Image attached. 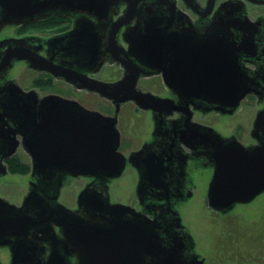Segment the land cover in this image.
Wrapping results in <instances>:
<instances>
[{
	"label": "water",
	"instance_id": "obj_1",
	"mask_svg": "<svg viewBox=\"0 0 264 264\" xmlns=\"http://www.w3.org/2000/svg\"><path fill=\"white\" fill-rule=\"evenodd\" d=\"M121 4L125 6L122 21L113 22L112 16ZM173 11L167 0H0V172L3 159L21 145L31 155L32 172L42 185L47 180L58 186L63 176L93 179L79 190L76 209L62 204L44 208L43 190L38 193L31 189L21 207L0 197L1 228L13 222L15 228L11 230L18 234L23 229L43 227V218H52L61 226L79 264H185L183 258L191 242L169 199H163L165 203L156 206L155 215L149 219L127 205L111 202L107 188L110 179L121 177L125 166L115 126L120 103L132 100L141 108L154 109L159 103L170 102L137 92L133 88L136 70L113 82L91 79L86 84L97 95L112 100L114 115L87 109L58 96L38 97L34 90L25 91L8 78L14 63L24 61L36 71L66 79L71 74L76 79L79 76L68 70L69 64L82 66L94 61L100 66L104 48L114 46L113 35L102 46L103 31L110 27L114 32L120 24L131 20L135 21L128 31L134 34L128 40L131 48L144 60L153 61L151 49L158 44L151 37L139 41L136 34L152 35L153 30L144 27L168 25ZM77 13L82 17L72 30L49 40L50 47L57 49L56 55L65 60L61 65L43 58L30 35L1 37L12 26L73 17ZM242 13L243 6L235 0H227L219 7L210 23L212 29L217 25L223 27L218 53L215 42L212 48L208 46L204 77L187 80L188 89L179 93L185 107L191 103L201 110L226 114L246 94L257 88L264 92V77L251 76L237 59L254 44V26ZM117 59L124 64L121 58ZM163 81L172 87L173 78L164 77ZM255 119L261 137L253 146H245L233 136H222L211 127L202 129L206 136L198 140L204 144V154L213 171L206 194L213 209H229L235 203L249 202L264 191V109ZM174 140L172 137L169 142ZM190 140L191 136H187L186 143ZM136 153L141 155L142 151ZM163 154L164 150H157L145 159L146 174L165 168L168 159Z\"/></svg>",
	"mask_w": 264,
	"mask_h": 264
},
{
	"label": "flooded vegetation",
	"instance_id": "obj_2",
	"mask_svg": "<svg viewBox=\"0 0 264 264\" xmlns=\"http://www.w3.org/2000/svg\"><path fill=\"white\" fill-rule=\"evenodd\" d=\"M167 1L172 4L174 10L173 15H170L171 22L168 25H153L152 28L144 27L145 30H153L152 35L136 34V37L138 36L137 40L143 37H151L152 41L158 44L157 48L153 47L151 49L153 61L144 60L143 57L137 55V51L131 48L128 40H130V37H134V34L130 35L128 31L135 23L134 20H131L128 24H120L121 26L114 32L110 27L103 31L102 46L106 45L105 41H108L112 35L114 46L104 48V60L100 66L97 67L93 63L94 61L85 62L82 66L75 63L69 64L68 70L73 75L83 77L80 80L79 77L75 79L71 74L67 75V80L62 76H53L52 73L47 71H36L27 67L28 65L24 61L14 63L8 78L13 79L25 91L34 90L38 97L58 96L67 100H74L90 110L97 109L85 106L83 101L87 96H94L108 105L107 112L106 110L105 112L97 111L105 115H114L115 106L112 100L97 95L94 91L89 90L86 84L91 79L104 81L105 83L113 82L123 78L126 72L136 70L137 75L135 76L133 88L137 92L149 93L160 99L168 100L170 104L159 103L153 109L141 108L139 104L132 100L120 103L115 126H117L120 136L118 150L125 157V166L121 177L128 174L127 178L131 181L132 190L126 200H113L110 193L111 186L121 177L110 179L107 183L109 200L113 203L127 205L151 219L157 211L155 207L163 205L164 200L169 199L172 208L181 219L183 232L191 242L190 249L183 258L185 264H264V249L262 247L256 249L250 246H240L238 248L237 240L240 238V231L245 236L248 235L247 232L250 233L249 230L256 227H252L254 223L261 221L262 217L264 218V191H260L249 202L235 203L229 209L216 210L211 208L208 205L206 194L213 171L210 161L204 154V144L198 140L200 136L205 135L202 133L203 127H211L222 136L235 137L236 141L245 146L257 144L261 137V129L256 128L255 118L264 109V92L257 88L255 92L246 94L239 101L237 107L231 113L226 114L216 110H201L195 108L191 103L188 104V107H185L181 103L182 99L179 98V93L181 94L188 89L185 87L188 83L187 80L204 77L208 46L212 48L215 42V53H218L217 46L223 35L220 32L223 27L217 25L215 29H212L210 23L215 18L214 16L219 7L227 0ZM235 1L241 3L244 9L242 14L252 22L255 30L253 33V47L251 45V48L243 51L237 59L247 68L251 76L263 78L264 0ZM124 8V4H121L116 9L115 14L112 16L113 22L122 21L121 16L125 12ZM81 17L82 14L77 13L73 17L52 18L36 23L12 26L5 30H12V36L20 37L29 36L26 33L19 34L23 30L26 31L28 26L42 27L43 29L56 28L55 31L42 33L40 36L30 35V37L36 41L34 44L39 46V54L43 58L49 60L53 65H61L65 60L56 55L57 49L54 46L50 47L49 40L54 36L72 30ZM216 21H218V18H216ZM5 30L1 33V37L2 34L5 35ZM159 44L161 45L159 46ZM117 58H121L124 64H121L122 62H119L120 60ZM15 67L18 68L17 72L13 71ZM23 70L33 75L28 86H24L21 79L18 78ZM256 71L257 73H255ZM13 73L18 74L14 76ZM164 77L173 78L172 87L163 81ZM180 88L184 91H176ZM122 112L127 113L128 123L135 122L138 124L139 132H141L136 147L126 151H124L125 147L121 148L122 132L118 125ZM240 113L243 114L240 118L243 121L237 122L235 125L241 123L244 125H237L236 129L234 128L235 130L226 134L219 130L221 129L219 125L229 127L233 123L234 117L239 116ZM193 126L197 128H192ZM187 136H191V142L186 143ZM172 137H175L174 143L169 142ZM19 148L23 150L20 154L22 157H26L25 160H20L18 157L19 154L16 151ZM17 150L2 161L4 166L2 172H0V190L4 185L3 178L9 174L6 161L13 158L27 168L26 172L19 174L20 177L27 175L26 190L17 202L0 195L1 198L10 205L21 207L25 196L31 189L37 190L38 193L43 190L45 199L43 198L42 203L44 208L47 206L55 207L58 204H62L69 209L77 208L79 190L91 183L92 178L63 176L58 186L47 180L42 181V185L37 182L38 177L32 172L31 155L21 145ZM157 150H164L163 155L168 159V162L164 164V169L146 174L145 159L147 160L150 154L153 152L155 154ZM139 151H142L141 155L136 153ZM170 152L174 153L171 155ZM181 159H184V161H181ZM75 184L80 185V187L75 194L74 204L67 205L65 202H61L62 193L65 190L69 191V188L75 186ZM195 195L196 197L199 195L200 202L197 200L196 203H199V206L210 214L209 216L214 218L216 223L224 226L226 232L229 230L226 235L219 236L220 240H217L218 242L211 247L197 248L190 232L182 223L179 210L183 205L194 199ZM250 204L258 205V209L253 213L246 209ZM256 214L260 215L259 219ZM42 224L43 227L23 229L18 234L11 230V228H15L13 222H9L2 228L0 227V264H79V258L74 254L73 248L68 244L65 235L62 234L61 226L49 217L43 218ZM243 242H245V239H243Z\"/></svg>",
	"mask_w": 264,
	"mask_h": 264
},
{
	"label": "rangeland",
	"instance_id": "obj_3",
	"mask_svg": "<svg viewBox=\"0 0 264 264\" xmlns=\"http://www.w3.org/2000/svg\"><path fill=\"white\" fill-rule=\"evenodd\" d=\"M55 30L56 28L43 29L42 27L35 28L33 26H28L26 31L23 30L19 34L26 33L28 35H39L40 36L42 35V33H48V32H52ZM12 33H13L12 30H9V29L5 30L4 32L5 35L3 36L2 34V37H8V36L14 37L12 36ZM13 35H18V34H13ZM17 69L18 68L15 67L13 71L17 72ZM18 73H13V74L14 76H16ZM32 77L33 75L30 74L29 72H26L25 70L21 71V74L18 76V78L21 79V83L24 86H28V84H30ZM83 103L85 104V106L95 108L102 112H105V110L106 112L108 111V105H106L105 102L97 99L94 96L85 97ZM126 114H127L126 112H122L120 114V122L118 124L122 132V135H121L122 136V142H121L122 147L121 148L125 147L124 151H126L127 149L135 148L136 147L135 145L138 143V140L140 139V134H141V132H139L138 124H136L135 122L128 123L129 120ZM242 115L243 114L240 113L239 116L234 117V121H232L233 123L230 124L229 127L227 126L223 127L222 125H219L221 129L219 128L218 129L222 131V133L226 134V133H230L231 131L235 130L237 125L238 126L244 125L242 123L240 125L239 124L235 125V123L243 121V120H240ZM16 152H18L19 154L18 157L20 158V160L26 159L25 156L22 157L20 154L23 152L21 148H19ZM8 171H9V174H7V176L3 178L4 185L2 186V189L0 190V193H1L0 195H2L3 197H6L7 199L11 201L17 202V200L21 198V195L26 190L27 175L20 177L19 175L20 173L10 171L9 168H8ZM127 177H128V174H126L124 177H121L119 180L116 181V183L113 186H111V191H110L111 199L126 200L129 197L132 188L130 185L131 181ZM79 187L80 185L75 184V186L69 188V191L65 190L62 193V196L60 198L61 202H65L67 205L68 204L72 205V203L74 204V197ZM195 197L194 199L189 201V203L183 205V207L180 208L179 212L182 218V223L190 232L192 236L191 238H193L195 242V246L197 248L211 247L216 242H218L217 240H220L219 236L221 237L222 235H226L229 230L226 232L224 226L216 223L214 218L209 216L210 214H208L201 206H199V203H200L199 195L198 197L196 198ZM197 200L199 203H196ZM257 206H258L257 204H250L249 207L247 206L245 207H247L246 209H248L250 213H253L258 209ZM256 216L259 219L260 215L256 214ZM252 227H255V228L250 229L249 230L250 233L247 232L248 235L246 236L243 234L242 231L239 232L240 238L237 239L238 248L240 246L241 247L250 246L256 249L261 248V247L264 249V218L262 217L261 221L259 222L257 221L256 223H254ZM243 239H245V242H243Z\"/></svg>",
	"mask_w": 264,
	"mask_h": 264
},
{
	"label": "trees",
	"instance_id": "obj_4",
	"mask_svg": "<svg viewBox=\"0 0 264 264\" xmlns=\"http://www.w3.org/2000/svg\"><path fill=\"white\" fill-rule=\"evenodd\" d=\"M6 163H7L10 171L21 173V172H26V170H27V168H25V166L19 164L17 162V160L14 158L11 160H7Z\"/></svg>",
	"mask_w": 264,
	"mask_h": 264
}]
</instances>
